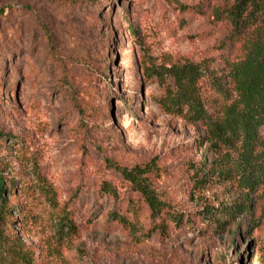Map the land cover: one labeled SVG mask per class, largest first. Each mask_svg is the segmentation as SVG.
Masks as SVG:
<instances>
[{
	"label": "rangeland",
	"instance_id": "rangeland-1",
	"mask_svg": "<svg viewBox=\"0 0 264 264\" xmlns=\"http://www.w3.org/2000/svg\"><path fill=\"white\" fill-rule=\"evenodd\" d=\"M87 1L0 0V170L15 186L4 193L6 212L0 197V228L11 238L6 247L0 242V264H264V203L222 228L199 221L206 204L242 195L224 184L191 196L186 165L203 156L201 128L162 110L158 85L141 69L143 59L184 56L209 58L222 75L242 41L230 43L210 15L182 12L177 3L228 0ZM47 35L68 65V85L50 61ZM202 92L216 112L221 96L207 84ZM153 157L168 172L155 187L193 217L192 227L161 236L146 213L136 230L110 219L135 200L114 165ZM106 182L117 196L103 192ZM55 199L78 226L68 240L55 222Z\"/></svg>",
	"mask_w": 264,
	"mask_h": 264
},
{
	"label": "trees",
	"instance_id": "trees-1",
	"mask_svg": "<svg viewBox=\"0 0 264 264\" xmlns=\"http://www.w3.org/2000/svg\"><path fill=\"white\" fill-rule=\"evenodd\" d=\"M64 1L79 5L87 0ZM177 5L182 12L210 15L211 20L222 27L225 40L230 43L242 41L241 54L225 58L222 75L214 72L209 58L196 61L166 55L160 62L150 59L141 62L144 77L156 83L161 91L154 97L158 106L201 128L196 145L199 149L203 147V156L200 161L186 165L185 179L191 196L224 184L235 186L242 195L239 202L219 206L206 204L198 212L199 221L205 227L222 228L253 210L258 203H264V138L261 135L264 128V0ZM127 30L134 31V28L130 25ZM47 42L51 63L62 68V85L70 84L68 65L56 55L50 35H47ZM225 46L226 43L221 45ZM203 84L209 85L222 98L216 112L208 111ZM2 136L0 133V140ZM114 168L135 200L127 202L123 212L111 211L110 219L136 230L139 217L146 213L151 229L161 236H166L170 228L192 227L193 217L179 210L170 199L163 198L155 187V180L168 173L156 158L132 167L115 164ZM6 188L15 191L14 183L0 170V197L5 212L9 206L4 198ZM102 189L107 195H118L110 183H104ZM51 205L61 238L68 240L76 235L78 226L73 212L60 205L57 199ZM19 209L24 207L19 206ZM10 239L5 238L0 228V242L5 243V247ZM20 259L28 261V256L23 254Z\"/></svg>",
	"mask_w": 264,
	"mask_h": 264
}]
</instances>
